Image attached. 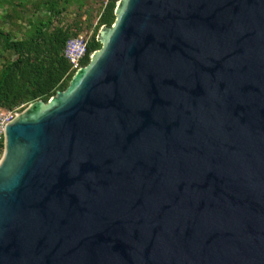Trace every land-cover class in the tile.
Here are the masks:
<instances>
[{"label":"water","instance_id":"1","mask_svg":"<svg viewBox=\"0 0 264 264\" xmlns=\"http://www.w3.org/2000/svg\"><path fill=\"white\" fill-rule=\"evenodd\" d=\"M114 13L5 127L0 264H264V0Z\"/></svg>","mask_w":264,"mask_h":264},{"label":"trees","instance_id":"2","mask_svg":"<svg viewBox=\"0 0 264 264\" xmlns=\"http://www.w3.org/2000/svg\"><path fill=\"white\" fill-rule=\"evenodd\" d=\"M101 13L90 34L82 30L78 23L70 26H54L64 8L52 3L48 16L38 20L34 29L19 40H12L0 29V43L4 51L15 56L0 68V110H13L42 101L47 103L57 92H63L76 73L65 59L63 51L67 41L79 35L86 37V52L79 62V68L86 67L91 55L101 49L99 32L110 28L115 22V8L119 0H109L106 4L96 0ZM21 110V111H22ZM3 141L0 142V158Z\"/></svg>","mask_w":264,"mask_h":264},{"label":"rangeland","instance_id":"3","mask_svg":"<svg viewBox=\"0 0 264 264\" xmlns=\"http://www.w3.org/2000/svg\"><path fill=\"white\" fill-rule=\"evenodd\" d=\"M52 3L64 8L54 26H70L75 22L88 34L101 13L96 0H0V29L12 40L22 39L34 29L40 18L48 16V7ZM14 60L15 56L2 50L0 43V68Z\"/></svg>","mask_w":264,"mask_h":264},{"label":"built area","instance_id":"4","mask_svg":"<svg viewBox=\"0 0 264 264\" xmlns=\"http://www.w3.org/2000/svg\"><path fill=\"white\" fill-rule=\"evenodd\" d=\"M106 4L109 0H98ZM86 37L79 35L67 41L63 54L65 59L72 65L73 69L79 70V62L86 52ZM22 108L13 110H0V142L4 141L5 127L11 123L22 111Z\"/></svg>","mask_w":264,"mask_h":264},{"label":"clouds","instance_id":"5","mask_svg":"<svg viewBox=\"0 0 264 264\" xmlns=\"http://www.w3.org/2000/svg\"><path fill=\"white\" fill-rule=\"evenodd\" d=\"M23 111V110H22Z\"/></svg>","mask_w":264,"mask_h":264}]
</instances>
